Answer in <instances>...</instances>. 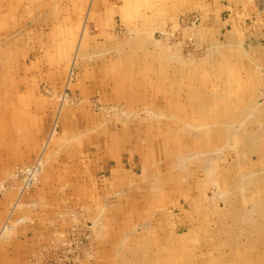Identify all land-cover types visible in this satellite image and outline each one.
<instances>
[{"label":"bare ground","instance_id":"6f19581e","mask_svg":"<svg viewBox=\"0 0 264 264\" xmlns=\"http://www.w3.org/2000/svg\"><path fill=\"white\" fill-rule=\"evenodd\" d=\"M125 1H127V3L125 2V5L128 4L131 5V7H134L133 5L136 4V1L134 0ZM140 4L143 3L141 2ZM130 11L136 12L137 10L130 9ZM144 26H146L145 30H149L147 24ZM145 30V33H143L138 39L132 40V42L127 45L120 43L119 41L118 46H116V52L118 53V56L120 55L119 59L113 62L105 58L106 61L97 64L95 67L96 73L94 75L96 80L95 83L114 84L113 90L119 94V98L126 97L128 99L129 103L127 106L129 112L126 111L127 114L133 109L132 103L148 102L144 105L141 104V107L148 111V116H152L150 117L152 121L154 118H158L150 125L146 124L143 119L139 120V125L141 126H139L136 133H138L141 138V141L139 142L141 148L138 149V158L144 162L143 166L145 169H143L141 176L137 178L133 177V174L125 175L126 170H123V167L118 163L117 165L111 166V168L107 167L112 170V176L110 178L108 177L109 175L106 177L98 176L101 178L100 180L97 177V171L94 172V169H92L90 165L94 160L92 162L87 160L88 154L83 149L82 142L80 141L81 137L79 136L80 134H83L82 132H85L83 131L84 128L87 129L88 127L85 134L89 135L94 130H91L89 125L82 127V122L79 123L76 121L77 124L75 122V126L69 124V119H67L64 130H61L60 137L57 133L58 130L53 127L49 130L50 132L47 140L44 139L43 136L46 132V128L42 127L43 130L40 128L41 121H44L43 124L46 125V120H43V116H46L44 111V100L37 97L35 95L36 90L34 91V89L28 85L24 90L25 87H23L22 84L8 85L9 77L0 79V166H3V169L8 170L6 173H0V179H2V175L11 172V169L13 171V168L15 167L14 162H17L20 166L18 167V170H15V175L20 172L26 175L24 189L22 188V190H24L22 191L23 193L33 188L34 183H32V181L35 182L37 180L39 174L42 173L41 171L44 170L43 167L45 165V170L47 171L43 176L45 182L43 181L44 183L42 184V187L36 191V194H40V197L44 198V204L42 199L39 198L38 200L40 204L38 206L34 205L36 209L31 210V207L24 203L22 208H19L21 214H16V210L18 209L17 206H21L18 203V200H16L13 205V209L0 207V237L1 235L4 236L8 228L11 227V225H9L10 221L15 223V225L21 222H24L26 225L31 222L30 217L32 218L33 216L32 219H34L37 224H34L36 226L30 225L29 227L31 230L30 235H32L33 239L28 238V240L24 242L18 241L21 240L20 237H17L20 232H13L15 233L16 240H13V242H5L3 247H0V264H17V259L13 256L15 253L14 250L16 251L18 249V253H21L23 257L22 252L27 251L28 248L24 251L22 246L32 247L34 245L36 246V243L38 245L39 241H37L36 238L40 235L45 234V238L47 235L49 237L48 240H54L60 237L63 233L62 229L66 226L63 219L69 218L71 220L73 215L76 218V213H78L80 209H84V212H82L83 210L81 211L84 213V220L92 221L94 225L97 226V233L104 236V243L100 242V244L103 245V250L101 251L102 256L100 258L98 257V260L94 264H97L98 262H100V264H160V260H163L165 253L174 252L178 247L184 248L187 245V242L180 238H184L185 240V238L187 239V237L190 236L189 240L191 238L193 239V233L196 238L195 244H199L198 248H201L203 246H201L200 236L202 233L200 231H202L203 221L206 225L207 221H209V224H212L214 228H218V224L224 222L226 228L229 229L230 232H236L238 230H236V228L243 227L244 225H255L257 231H261L264 228L263 222L261 225L255 224V222L264 221V197L262 198V196H264V122H261L260 119V117L263 116V110L259 108L258 103H254V100L252 101V97L255 93V85L257 84L255 79L257 75L253 78L254 72H252L251 63H244L242 60L238 61V58H235L236 61L233 62L229 73L225 66L230 64V62H222L221 60L219 63L216 62L214 65H209V68L208 66H204L208 78L215 81V84L209 83L208 79L205 83L202 82V79L195 78H188V80L185 81L182 76L175 81V79H172L173 76L169 73L167 66H162V71L155 73L158 66L154 64L153 54L148 47L150 44L153 45L154 42L151 43L152 40L149 36V32ZM8 45L13 47L14 40L10 42L8 40ZM131 48H133L142 62L140 66L138 65L140 71H136L137 68L133 65V63H135L134 59L136 58H130V56L127 58L126 56L128 50H131ZM102 49H104V46H102ZM106 49L110 50V47ZM239 49L238 51L241 52ZM154 53L157 54L158 52ZM95 54L96 52L94 51L93 53L89 52L88 58L96 56ZM165 54L167 55V53ZM145 56L146 58L142 60ZM231 59L232 58L229 57L226 61H230ZM146 60L148 64L143 65V63H147L145 62ZM165 61L168 60L164 59V62ZM241 61L243 66H241V63L239 64ZM236 65L238 67H235ZM200 69H202V67ZM138 72L141 73L143 77H139ZM153 75L157 76L156 80H154L155 76ZM181 85L183 87H181ZM212 85L214 86L213 89ZM178 86L180 88H178ZM215 89L219 92H215ZM259 95L260 94L258 93L257 96L262 98V96ZM167 100H169L167 103L168 105L162 104ZM255 108H257V111L260 113L257 115L258 127L254 123L256 119L253 118V116H249ZM110 111L112 110H109V112ZM58 112L60 113L61 109ZM131 118L132 117L130 116V119ZM58 122L59 119L57 122H54L55 125H58ZM72 122L73 121H71V123ZM98 122H96V124ZM101 127H103L102 129L104 130V139L101 138L100 141H97L99 142V145L91 144L93 150L97 149V152H95L96 154H99L101 151L108 152V154L110 153L111 155L112 153L118 154L116 157L117 161L122 163L120 157L122 152H119V146L122 140H124V137L122 136L121 131L125 133L126 137H128L127 134H131L132 131L127 126L121 129H116L118 130L117 132H114L115 127L114 129L108 128L109 126L107 129L104 125H101ZM178 134L180 135L179 139H181L179 141L180 143H178L176 147H173V142L178 137ZM91 142L92 140L90 143ZM50 146L51 148L49 149ZM136 146H138V144ZM111 149L113 150L109 152ZM228 151V159L232 158V160H229L228 165L222 167V164L220 165V162L223 159L222 155L224 156ZM35 153L38 154L36 157L34 155ZM60 154H62L64 158H62ZM234 154H236V158L233 159ZM63 159H65V161H63ZM67 159L70 161L67 162ZM184 164L188 165L185 166ZM258 164L259 167L257 166ZM55 165L61 167V169H59V167L55 168ZM198 167L204 168V173L214 187L217 186L219 189L223 190V197L219 201L214 200L212 203H208L211 197L207 196L206 189L205 191L202 190L203 186L206 184L202 182ZM120 179L121 181H124L123 184H129V187L134 189H140V186H142L141 188H143L144 193H141V197H133L130 200V203H127L126 205H114L115 202H110V206H107V201L110 200L108 194L111 192L112 187L121 185L120 183H117ZM109 181L111 182L107 185V182ZM8 186L9 185H7V187ZM121 191H118L117 193L119 194ZM243 192H249L250 195L246 197ZM175 194L179 195L177 196L178 198L181 196L187 199V203L190 206L189 212L185 210L188 213L186 219H184L185 221H183L184 232L175 231V224L172 216H169V218L167 216L166 219L161 218L165 217V215L159 216L158 214L160 213L158 209L160 210L163 205H166L168 203L166 201H168L169 198H172L173 195L175 197ZM202 194L205 195V197ZM9 195L10 194L4 198L6 202L15 201V196L10 197L9 199ZM257 195H260L259 197H261L260 202H257L256 204L252 203L251 201L255 200V196ZM25 196H22V199L31 200V194L26 193ZM213 196L216 197L217 195ZM35 198L37 199V197ZM165 198L166 201L164 202ZM250 202L252 205H249ZM186 205L185 208H187ZM204 205L206 206L203 207ZM8 209H12L11 212H13V215L11 213L7 223H4V217L6 216L5 211ZM207 211H209L212 216H209ZM234 213L236 214V217L234 216ZM255 214H261L262 216H259V218L256 217ZM137 227L138 229L142 228L143 231H137ZM24 229H27L24 232L26 233L28 228L26 227ZM250 229L252 228L250 227ZM42 231L45 233L42 234ZM5 236H7V234ZM72 238L74 240V237ZM85 238L87 237L85 236ZM263 238L264 236L257 241L258 245L264 242ZM11 244L12 247H10ZM18 244H20L22 248H20ZM61 244H63V242ZM64 245L66 244L64 243ZM163 246L170 247L165 251ZM13 247L15 248L13 249ZM53 248H51V250ZM196 249L197 247L195 246L192 251H189L194 253ZM85 252L88 251L85 250ZM48 256L49 255L47 254V257ZM57 258L54 257L56 261ZM166 258L170 259V255ZM193 258L196 259V257ZM35 261L37 260L35 259ZM35 263L36 262H34V264Z\"/></svg>","mask_w":264,"mask_h":264},{"label":"rangeland","instance_id":"374dc122","mask_svg":"<svg viewBox=\"0 0 264 264\" xmlns=\"http://www.w3.org/2000/svg\"><path fill=\"white\" fill-rule=\"evenodd\" d=\"M134 1H136V4L133 5L134 7H131V5H125V2L127 3V1L125 0H0V46H2L0 47V79H5L6 77H9L8 85L22 84V86L25 87L24 90L27 88L28 85L29 87H32L34 91L36 90L35 95L37 97L44 100V111L46 113V116H43L44 119H42L46 120V125L43 124L44 121H41L40 125L41 130H43L42 127L46 128V132L43 136L44 139L47 140L48 134L50 132L49 130H51L53 127L58 130L57 133L60 137L61 130H64L65 122L67 121V119H69V124H73L75 126L76 121L79 123L82 122V127L89 125V128L91 130L97 132L96 133L92 131L90 135L85 134L86 130L88 129L87 127V129L82 128L85 132H82L83 134L79 135L81 137V140L80 138L79 140L82 142V147L88 154L87 160H90L91 162L94 160V162L90 165L92 169H94V172L97 171V177H106L109 175L108 177L110 178L112 176V170L108 168H111V166L117 165L118 163L120 166L123 167V170H126L125 175L133 174L134 176H132L135 178L141 176L143 169H145L143 166L144 162L138 158V149L141 148L139 145L141 138L139 137V134L136 133V131L138 130L139 126H141L139 125L140 119H143L146 124L150 125L153 121H156L158 118H154L152 121V119L150 118L152 116H148V111L141 107V104L144 105L148 102H134V104L132 103L133 109L129 114H127V105L129 103L128 99L126 97L119 98V94L115 90H113L114 84L110 85L105 83H95L96 80L94 76L96 73L95 67L97 66V64L106 61L105 58L113 62L119 59L120 55L118 56V53L116 52V46H118L119 41L120 43L127 45L128 43L132 42V40L138 39L143 33H145V24H147V27L149 28V30L145 31L149 32V36L152 40L151 43L154 42L153 45L150 44L148 47L153 54L154 64L158 66L157 71H155V73L161 72L162 66H167L169 69V73L173 76L172 79H175V81L182 76L183 80L185 81L188 80V78H195L202 79V82L205 83V81L208 79L209 83L215 84V81L208 78L206 74V68L204 66H208L209 68V65H214L216 62L219 63V61L221 60L222 62H230V64L225 66L227 72L229 73L231 71V66L233 62L236 61L235 58H238V61L242 60L244 63H251L252 72H254L253 78L257 75V77L255 78L257 84L255 85V93L252 97V101L254 100V103H258L259 108L263 110V116H261L260 119L261 122H264V0ZM141 2L143 4H140ZM130 9H134L137 11L132 12L130 11ZM8 40L9 42L14 40L13 47H10L8 45ZM102 46H104V49H102ZM108 47H110V50L106 49ZM238 49L241 50V52H239ZM93 51L96 52V56H91L92 58H88V53H93ZM153 51L158 53L155 54ZM165 53H167V55ZM135 55L137 54L135 53L133 48H131V50H128L126 56L127 58L128 56H130V58H136L134 59L136 65L135 63H133V65L137 68L136 71H140L138 67L142 64V62L138 58V55ZM227 57L228 59L229 57L232 59L230 61H226L228 60ZM145 58L146 56L143 57L142 60H144ZM164 59H167L168 61L164 62ZM242 61L239 62V64L241 63V66H243ZM145 62H147V60ZM147 64L148 62L143 63V65ZM201 67L202 69H200ZM235 67L238 66L236 65ZM138 74L139 77H143L141 73L138 72ZM156 75H153L155 76L154 80L157 79ZM181 87L183 86L181 85ZM178 88L180 87L178 86ZM213 88L214 86L212 85V89ZM216 91L217 89H215V92ZM114 92H116L118 95ZM258 93L260 94L259 96H262V98H259L257 96ZM57 96L60 97L58 98ZM168 102L169 100L165 101V103L162 104L168 105ZM59 108L61 109L60 113L58 112L60 110ZM109 110L112 111L109 112ZM140 111L144 113L142 114ZM259 114L260 113L257 111V108L252 111V114H249V116H253V118L256 119L254 122L256 126H259V124L257 123V115ZM130 116L133 119H130ZM58 119V125H55L54 122H57ZM71 121L73 122L71 123ZM96 122L98 123L96 124ZM101 125L106 126V128L109 126L108 128L114 129L115 127L114 132L118 131L116 129H121L125 126L129 127V129L132 131L131 134H127L128 137H126L125 133L121 131L122 136L124 137V140H122L121 142L122 144L120 143L119 146V152H122V154H120L122 163L117 161L116 157L118 156V154L112 153L111 155L110 153L108 154V152L106 153L103 151H101L99 154H96L95 152H97V149L93 150L91 144L99 145V142L97 141H100L101 138L104 139V130L102 129L103 127H101ZM94 138L96 141L94 140ZM179 138L180 135L178 134V137L173 142V147H176L178 143H180L179 141L181 139ZM91 140L92 142L90 143ZM137 144L138 146H136ZM50 148L51 146L49 147V149ZM112 150L113 149L109 150V152H111ZM34 155L36 157V155L38 154L35 153ZM60 155L62 158H64L62 154ZM222 157L223 159L220 162V165L222 164V167L228 165L229 160H232V158L228 159L229 151L228 153L224 154V156L222 155ZM234 158H236V154L233 155V159ZM63 161H65V159H63ZM69 161L70 160L67 159V162ZM14 165L15 167L13 168V171L11 169V172L7 173L6 175H2V179H0V207L12 208L16 200H18V203L21 206H17L18 209L16 210V214H21L19 208H22V205L24 203L25 205L28 204V206L31 207V210H35L36 207H34V205L38 206L40 204L38 199L41 198L40 194H36V191L40 187H42V184L45 182L43 176L47 172L45 170L46 165L43 167L44 170L41 171L42 173L39 174L37 180L35 182L32 181V183H34L33 188L23 193L22 191L24 190H22V188L25 184L26 175L24 173L22 174V172L15 175V170H18V167L20 165H18L17 162H14ZM187 165L188 164H186L185 166ZM257 166L259 167V164ZM2 167L3 166H0V173L3 174L8 172L7 169H3ZM54 167L58 168L59 166L57 167L55 165ZM198 168L201 174L202 182L206 184L204 185L205 187L203 186L202 190L205 191L206 189L207 196L211 197L210 201L208 200V203H212L214 200L219 201L223 197V190L219 189L217 186L214 187L211 184L206 174L204 173V168ZM59 169H61V167H59ZM99 179L101 180V178ZM110 182L111 181L107 182V185ZM117 183H120L121 185L111 188V192L108 194V198L110 197V200L107 201V206H110V202H115L114 205H126L127 203H130V200L133 197H141V193H144L143 188H141L142 186H140V189H134L129 187V184H123L124 181H121V179L118 180ZM7 185L9 186L7 187ZM118 191H121L119 192L120 195L117 193ZM212 192L213 195L217 196L214 197L212 195ZM26 193L32 195L31 200L22 199V196H25ZM8 194L11 195H9V199L10 197L15 196V201H10L7 203L4 198ZM243 194L246 197L250 195L249 192H243ZM177 196L179 195L175 194V197L173 195V197L169 198L168 201H166L165 198L164 202L166 201L168 203L166 205H163L160 210L158 209V211H160V213L158 214L159 216L165 215V217L161 218L166 219L167 216L168 218L169 216H172V219L174 220L175 224V231L184 232L185 230L183 227V221H185L184 219H186V215L190 211V206L187 203V199L181 196L178 198ZM203 196L205 197V195ZM259 196L260 195L255 196V200L251 202L255 204L257 202H260L261 197ZM35 197H37V199ZM263 197L264 196H262V198ZM41 199L44 204V198L42 197ZM251 202L249 205H252ZM185 205L187 208H185ZM205 206L206 205H204L203 207ZM12 209H8L7 211H5L6 216L4 217V223H7L9 215L11 213L13 215V212H11ZM185 210L188 212H186ZM81 211L84 212V209H80L79 212L76 213V218L73 215V218L71 217V220L69 218L63 219L64 223H66V226L62 229V235L57 239L48 240L49 237L46 235L45 238V232L42 231L41 233L44 235H40L36 238V240L39 241L38 245L36 243V246H32L33 248L31 246H22L24 251L26 248H28L27 251L22 252L23 257L21 253H18V249L16 251L14 250L15 253L13 256L14 258L16 257L17 264H34V262H36L35 264L96 263L98 257L100 258L102 256L101 251L103 250V245H101L100 242L104 243V236H101L99 233H97V226L94 225L92 221L84 220V213H82ZM207 213H209V216H212L209 211H207ZM255 215L256 217L262 216L261 214ZM234 216L236 217L235 213ZM32 218L30 217L31 222L28 223L29 225H25L24 222L15 225V223L10 221L9 225H11V227L8 228V230L5 232V235L7 234V236L1 235L0 237V247H3V244H5V242H13V240H16V232H20L17 237H20L21 240L18 241L24 242L27 241L28 238L33 239L32 235H30L31 230L29 229V227L30 225L36 226L37 224L36 221ZM262 222L264 224V221L255 222V224L261 225ZM218 225V228H214L212 224H209V221H207V225L203 221L202 231H200L202 233V235L200 236L201 246L203 247L198 248L199 244H195L196 238L194 236V233L192 234L193 239L191 238L189 240L190 236L187 237V239L185 238V240L184 238H180L183 241H186L187 245L184 248L178 247V249L174 252L165 253L164 258L162 256L163 260H160V264H264V242H262V244L260 245H258L257 242L262 236H264V228L261 231H257L255 225H244L243 227L241 226L239 228H236V230L238 229L237 231L235 230L236 232H230L229 229L226 228V224L224 222ZM26 227L28 228V231L24 233L27 230L24 229ZM80 227L82 230L80 229ZM250 227L252 229H250ZM126 230L129 231L128 229ZM139 230L143 231L142 228H139L137 231ZM75 234H77L78 236ZM95 234L98 235L96 236ZM85 236L87 238H85ZM72 237H74V240ZM61 241L63 242V244H61ZM64 243L66 245H64ZM210 244H212L214 247ZM18 246L22 248L20 244H18ZM195 246L197 247L196 251L194 253H191L190 251H192ZM10 247H12V244L10 245ZM169 247L170 246H163V248H165V251H167ZM14 248L15 247H13V249ZM51 248L53 249L51 250ZM256 248H258L259 251ZM85 250H87L88 252H85ZM47 254L49 255L48 257ZM169 255L170 259H167L166 257ZM54 257H58L57 261L56 259H54ZM193 257H196V259H194ZM35 259L37 261H35ZM97 264H100V262H98Z\"/></svg>","mask_w":264,"mask_h":264},{"label":"crops","instance_id":"0c3cea01","mask_svg":"<svg viewBox=\"0 0 264 264\" xmlns=\"http://www.w3.org/2000/svg\"><path fill=\"white\" fill-rule=\"evenodd\" d=\"M56 212H57V210H56Z\"/></svg>","mask_w":264,"mask_h":264}]
</instances>
